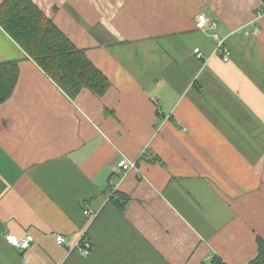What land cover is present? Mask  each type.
Segmentation results:
<instances>
[{"label": "crops", "instance_id": "1", "mask_svg": "<svg viewBox=\"0 0 264 264\" xmlns=\"http://www.w3.org/2000/svg\"><path fill=\"white\" fill-rule=\"evenodd\" d=\"M31 1L111 87L69 97L0 25V63L19 66L0 104V264L254 260L264 241V0ZM122 160L136 168L117 172ZM111 178L123 207L108 198ZM27 235V250L7 240ZM84 236L88 258L75 247Z\"/></svg>", "mask_w": 264, "mask_h": 264}, {"label": "trees", "instance_id": "2", "mask_svg": "<svg viewBox=\"0 0 264 264\" xmlns=\"http://www.w3.org/2000/svg\"><path fill=\"white\" fill-rule=\"evenodd\" d=\"M0 25L6 33L69 97L86 89L103 97L111 87L110 80L78 49L31 0H4L0 5ZM15 62L0 63V104L8 100L18 81ZM110 201L123 207L126 198ZM202 264H226L214 256ZM249 264H264V241L258 240V254Z\"/></svg>", "mask_w": 264, "mask_h": 264}, {"label": "built area", "instance_id": "3", "mask_svg": "<svg viewBox=\"0 0 264 264\" xmlns=\"http://www.w3.org/2000/svg\"><path fill=\"white\" fill-rule=\"evenodd\" d=\"M264 18V2L261 3L259 9L255 15V22L259 23L260 20ZM210 24V20L205 15H200L197 18L196 27L198 29L204 30ZM260 32V28L257 26L253 30V34L257 35ZM213 40L215 42V50L216 53L223 59L224 62H230L231 60V53L225 44V40L221 39L217 34L213 35ZM194 53L200 56V50L195 49ZM136 168L135 162H130L127 160H122L118 164L117 172L127 174ZM110 186L112 187L110 194L108 195L109 200L112 198L119 200L121 203H124V200H121L117 196V188L114 186L113 178L110 179ZM8 242L15 248L20 250H27L31 247L34 237L32 235H27L22 239H17L14 236H7ZM56 241L59 245H64L66 243V239L64 236H57ZM81 253L82 257L88 258L93 250L92 243L84 237H82L75 246Z\"/></svg>", "mask_w": 264, "mask_h": 264}]
</instances>
